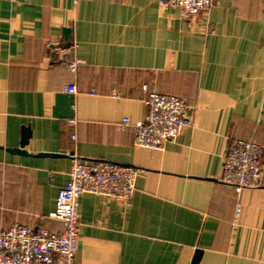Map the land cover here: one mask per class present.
<instances>
[{"label": "crops", "instance_id": "1", "mask_svg": "<svg viewBox=\"0 0 264 264\" xmlns=\"http://www.w3.org/2000/svg\"><path fill=\"white\" fill-rule=\"evenodd\" d=\"M144 85L187 101L192 126L162 150L134 144ZM25 128L27 154L8 151ZM231 137L264 148V0L192 19L158 0H0V230H61L77 154L141 170L130 202L81 195L77 264H192L198 249V264H264V156L261 186L238 193L221 179Z\"/></svg>", "mask_w": 264, "mask_h": 264}, {"label": "built area", "instance_id": "2", "mask_svg": "<svg viewBox=\"0 0 264 264\" xmlns=\"http://www.w3.org/2000/svg\"><path fill=\"white\" fill-rule=\"evenodd\" d=\"M162 7H180L187 18L207 13L215 0H158ZM76 45L65 47L61 58L70 70H76ZM145 102L148 114L134 124V144L149 150H162L185 129L192 126L187 115L185 98L173 94L149 91ZM76 93L74 84L66 87ZM118 95V93H115ZM71 122L76 123L73 119ZM123 126L130 124L125 117ZM264 148L261 144L231 137L223 155L221 179L239 193L244 188L261 186ZM69 179L57 194L51 217L62 223L59 231L46 227L33 228L15 223L0 230V264H77L80 239L79 199L84 193L113 197L130 202L136 190L140 169L103 159H85L71 154ZM237 209L241 206L238 204Z\"/></svg>", "mask_w": 264, "mask_h": 264}, {"label": "water", "instance_id": "3", "mask_svg": "<svg viewBox=\"0 0 264 264\" xmlns=\"http://www.w3.org/2000/svg\"><path fill=\"white\" fill-rule=\"evenodd\" d=\"M65 38H68V33L69 30L66 29L65 30ZM31 137V132L29 128H25L24 129V133H23V138L21 140L20 146L16 147V148H9L8 151L13 152V153H20V154H27V152L24 150V147L28 144L29 142V138ZM202 251L200 249H198L195 253L194 259L192 264H198L200 257H201Z\"/></svg>", "mask_w": 264, "mask_h": 264}]
</instances>
